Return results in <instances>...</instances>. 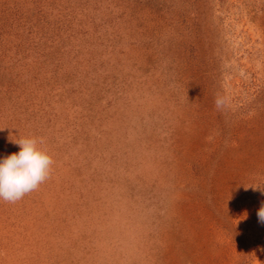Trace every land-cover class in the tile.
Segmentation results:
<instances>
[{
  "label": "rangeland",
  "instance_id": "374dc122",
  "mask_svg": "<svg viewBox=\"0 0 264 264\" xmlns=\"http://www.w3.org/2000/svg\"><path fill=\"white\" fill-rule=\"evenodd\" d=\"M33 137L0 264H264V0H0V159Z\"/></svg>",
  "mask_w": 264,
  "mask_h": 264
},
{
  "label": "clouds",
  "instance_id": "9594fccd",
  "mask_svg": "<svg viewBox=\"0 0 264 264\" xmlns=\"http://www.w3.org/2000/svg\"><path fill=\"white\" fill-rule=\"evenodd\" d=\"M217 105L221 101L217 100ZM18 153L0 159V200L15 203L36 190L49 178L54 161L39 145L40 138H20L15 142ZM258 222L264 224V203L257 212Z\"/></svg>",
  "mask_w": 264,
  "mask_h": 264
}]
</instances>
